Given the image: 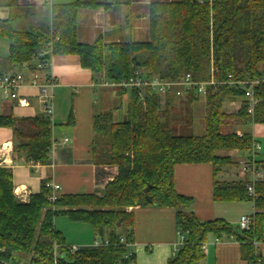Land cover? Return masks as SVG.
Here are the masks:
<instances>
[{"label":"trees","instance_id":"16d2710c","mask_svg":"<svg viewBox=\"0 0 264 264\" xmlns=\"http://www.w3.org/2000/svg\"><path fill=\"white\" fill-rule=\"evenodd\" d=\"M6 1L9 8L19 3ZM110 5L100 0L52 5L51 24L44 32L19 31L12 17L0 20V39L9 42L8 57L0 59V76L34 62L52 42L53 56H78L81 66L101 83L107 80L116 84L136 74L161 81H178L189 74L195 81H208L212 67L220 81L229 75L235 80L264 78V0H150L148 41L105 44L99 38L92 45L80 43L78 10ZM42 60L48 62L49 55ZM115 89L130 94L123 115L128 119L117 121L116 110L99 113L93 119V161L118 169L103 196L63 194L53 205L47 199L50 190L44 182L39 193L22 202L15 195L12 171L0 167V264L16 261V254L25 255L28 264H53L55 245L59 246L57 264H135L136 255L129 250L134 243L135 224L129 209L135 207L176 211V227L184 243L168 264H201L210 236L217 240L234 237L244 261L262 264L254 243H264V180L255 184L258 196L253 228L244 231L223 220L199 221L190 210L191 199L176 192L175 168L211 164L216 174L229 161L217 151L250 153L257 143L252 134L226 133L222 127L226 120L235 118L264 124V84L257 88L253 115L248 113V102L241 91L228 85L209 88L202 136L194 135L191 120L182 128L172 121L169 114L175 106V93L167 95L162 116V99L152 88ZM186 96L181 103L191 104L198 98ZM237 97L244 98L239 111L234 115L224 113V102ZM0 127L13 131L15 160L51 164L53 122L45 113L36 117L0 116ZM213 195L216 201H253L246 180L215 181ZM58 215L89 225L95 239L107 238L111 245L82 247L71 254L63 234L55 228Z\"/></svg>","mask_w":264,"mask_h":264},{"label":"crops","instance_id":"0c3cea01","mask_svg":"<svg viewBox=\"0 0 264 264\" xmlns=\"http://www.w3.org/2000/svg\"><path fill=\"white\" fill-rule=\"evenodd\" d=\"M73 1L53 0L52 5ZM100 1H106L111 5L107 8L82 7L78 10L77 36L80 43L92 45L99 38H102L105 44L149 40L150 0ZM5 2L8 1L0 0V20L6 21L12 17L15 29L23 31L18 28H28L31 29L29 31L32 29L39 31L42 18L47 28L50 26L52 5L43 4L38 0H19L18 6L9 8ZM0 41L2 59L9 55V42H3L1 39ZM49 74L57 81V86L52 91L54 99L52 164L37 166L36 163L26 162L24 158L15 160L13 131L0 127V167L12 171L15 190L24 191L28 200L31 195L41 191L46 180L59 184L62 188L61 195L103 196L107 184L118 175V169L94 163L93 119L99 113L118 108L120 113L125 115L130 94L102 86L101 81L90 70L81 66L79 57L75 55L54 56ZM26 77L27 85L19 92V100H24L26 105H21L19 100L5 99L0 92V116L36 117L44 114L40 90L29 85L31 77L29 75ZM186 99L187 96L176 97L175 102ZM226 105L231 108L226 111L223 109V112L229 115L236 114L241 108V103H237L235 99L224 103L223 108ZM243 123L235 125L233 131L238 135L248 133L243 129L241 125ZM254 138L257 137L254 135ZM260 152L257 160L264 172V155ZM217 155L228 157L232 161L222 166L216 174L211 164L176 166L175 189L179 195L191 199L190 210L199 221L223 220L237 228L242 216L253 214L252 202L216 201L213 186L215 181H248L239 161L246 159L249 153L234 150L219 151ZM129 211H133L134 214V243L129 250L136 255L135 264H168L179 250L181 241L176 227V211L171 208L155 207H135ZM84 244L87 243L75 245L84 247ZM240 247V243L232 236L222 240L210 236L201 264H249L242 259ZM258 248L264 264V243H260Z\"/></svg>","mask_w":264,"mask_h":264},{"label":"built area","instance_id":"2783aa9c","mask_svg":"<svg viewBox=\"0 0 264 264\" xmlns=\"http://www.w3.org/2000/svg\"><path fill=\"white\" fill-rule=\"evenodd\" d=\"M43 4L52 5L53 0H38ZM49 55V61L42 60L45 56ZM53 44L49 42L47 47L37 54V58L34 62L24 63L19 65L13 71L0 76V92L5 99L10 100H19L20 90L27 85V75L31 77L30 84L34 87H37L40 90L41 100L44 104V113L51 118L53 117V89L57 86V81L54 76L49 74L52 60H53ZM49 70V71H48ZM215 69L211 68V77L208 81H195L191 75H186L178 81H161L159 78H145L139 76L138 74L131 76L127 80H123L119 83H112L107 80H104L101 85L104 87L110 88H120L124 91H131L133 89L141 90L145 87L152 88L162 99H166L169 93H175L177 97H184L186 95H193L195 97H207L208 89L214 88L217 89L221 85H228L234 87L235 89L241 91L244 94V98L248 102V113L253 115L254 108L258 103L256 97L257 88L264 84V78H256L253 80H235L232 75H229L228 78L224 81L217 79L215 75ZM141 96V93H139ZM21 105H26V102L19 100ZM67 141V140H66ZM54 144H52L50 150V157H52V152L54 150ZM261 147L258 143L254 144L252 151L249 153V156L246 159H243L241 162L242 171L245 176L248 177L247 181V191L249 196L253 199L252 204L254 206L255 199H257V194L255 191V184L264 180V172L260 169L258 164L257 155L260 152ZM35 163V162H33ZM52 164V161H51ZM50 164V165H51ZM36 165H40L36 163ZM45 186L50 190L48 195V201L50 204H55L60 195H61V186L56 184L51 180L45 181ZM15 195L22 202H28L26 198V193L24 191H16ZM254 212L252 215L242 216L239 221V228L244 231H250L254 225ZM121 243H125L123 238H120ZM184 237H181L180 247L183 246ZM255 246H258L260 243L255 242ZM111 243L109 239H95L91 247L100 248L108 247ZM129 245V244H128ZM130 246V245H129ZM82 247L78 245L69 246V251L71 254H76L80 251ZM58 249L59 246L55 245L54 247V261L53 264L58 262ZM204 252H206V245H204ZM1 264H20L17 261L6 262L2 261Z\"/></svg>","mask_w":264,"mask_h":264},{"label":"rangeland","instance_id":"374dc122","mask_svg":"<svg viewBox=\"0 0 264 264\" xmlns=\"http://www.w3.org/2000/svg\"><path fill=\"white\" fill-rule=\"evenodd\" d=\"M70 1H73V0H70ZM18 29L23 30V31L31 30L28 28H18ZM46 29H47L46 22L44 21V18H42V26L40 27L39 31L44 32L46 31ZM32 31L34 30L32 29ZM1 40L3 42H7L6 39H1ZM232 100L233 99L226 100L224 103L231 102ZM243 100L244 98H241V97L235 98V101L237 103H242ZM191 104H183L181 102H175V106L171 109L169 116L171 117L172 121L177 126H179V128H182V126H185V125L188 126L189 120H191V124L193 125L192 127H194V135L196 136L204 135L206 112H207L206 99L205 97L202 96V97L197 98L192 105ZM230 108L231 107L229 105H226L224 106L223 109L224 111H226V110H229ZM160 109H161L160 111L163 116V113H165V109H166L165 100L163 98H162V106ZM124 117L125 116H123V113H120V109L119 108L116 109L115 119L117 121H123V119L125 120L128 119V117L127 118L126 117L124 118ZM238 123L240 125V123H243V122L236 118L228 119L225 121V125L227 127L223 125L222 131L226 133L228 132L234 133L233 130H235V125H237ZM241 125L246 132L253 134V138H254V135L257 137V138H254V140L256 139L257 143H259V145L261 146L260 153L264 155V124L243 123ZM220 151H234V150H220ZM222 158H227L229 160L227 163H230L232 161V160L230 161V158L228 157H222ZM243 159L239 161L240 165ZM54 225H55V228L63 234L66 240V244L68 246H73L77 243H87V244H84L83 246L91 247V245L95 241V234L89 225L75 223L68 216H65V215L56 216L54 220ZM14 257H15V260L19 262L20 264H28V261L25 255L16 254Z\"/></svg>","mask_w":264,"mask_h":264}]
</instances>
